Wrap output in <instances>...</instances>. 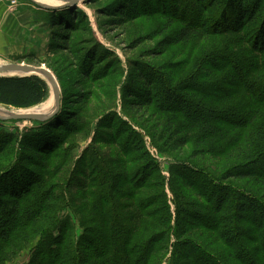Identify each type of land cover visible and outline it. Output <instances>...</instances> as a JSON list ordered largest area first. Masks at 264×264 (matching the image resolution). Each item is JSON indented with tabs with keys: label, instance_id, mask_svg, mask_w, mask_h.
I'll list each match as a JSON object with an SVG mask.
<instances>
[{
	"label": "rangeland",
	"instance_id": "rangeland-1",
	"mask_svg": "<svg viewBox=\"0 0 264 264\" xmlns=\"http://www.w3.org/2000/svg\"><path fill=\"white\" fill-rule=\"evenodd\" d=\"M12 1L14 0H0V67L10 63H25L45 67L52 71L60 86L61 108L57 114L63 109L62 115L53 124V128L56 123L67 122L69 124L61 129L62 132L59 135L58 133L53 134L57 136L58 142L45 154L42 152L43 148L37 149V146H32L34 148L30 149L28 147L29 144H37L33 141L37 139L28 138V136L31 134V129L42 127L44 124L40 123L48 122L53 117L44 121L0 120V131L7 134L4 140H0V183L6 176L14 179V174L21 171L19 169H22L23 163L26 166L27 178H31L25 192H28L27 190L33 192L37 188L36 194L43 193L41 197L45 201L44 213L14 235L5 254L6 264L36 263L37 254L35 252L39 250L40 242L47 239L48 232L45 231L56 223L57 213L64 205L67 208L61 212L60 221L69 223L72 229L69 230L66 241L59 245L56 244L54 249H59L58 246H60L66 256L68 251H73L77 247L79 249L86 242L88 231L98 224L92 220L93 203L86 195L87 185L93 179L89 171L95 170L91 164L79 163L90 147L99 150L108 162L105 164L115 176L113 178L116 179L115 183L117 181L114 187L123 188L126 197L120 198V201L125 213L137 212L139 205L144 206L143 225L137 228L139 229L137 237L146 239L152 234L155 237L168 233L171 225L167 223L170 219L168 210L170 206L173 221L169 233L175 230L176 242L175 238L172 242L164 239L156 250L149 251L148 257H150L147 264H174L172 261V256H175L172 255L174 245L177 254H180V251H186L183 250L185 249L183 245L188 243V240L196 243L200 251L218 259L220 264H264V231L262 238L257 237V242L252 241L255 237L253 233L255 226L253 227L254 224L252 225L250 220H246L244 213L240 215L239 207L235 214L237 220L232 222L231 226L241 228L237 232L238 246L241 248L225 242L224 236L221 235L223 231L226 233V227H228L225 221L221 222L220 229L213 227L214 215L217 217L223 215V213H213L214 208L219 206L218 200L223 198L220 196L222 190L234 189L235 196L231 201H236L239 196H250L254 198V202L264 204V159L259 157L260 160L257 157L259 150L255 152L256 148L252 143L247 146L249 132L256 129V126H258L257 129H261V138L264 137V112L254 119V122L247 128L246 138H242L238 143H233V140L240 130L232 132L229 123L221 120L218 121V125L223 126L228 132L223 134L226 137L214 140L216 142L214 148L210 143L207 144L208 142H205L204 146L200 144V140L197 139L200 130L193 128L185 146L175 152L172 151L173 146H171L174 144L171 140L173 133L168 132L166 120L170 114L163 116L159 114V109L154 103L144 106L139 113L134 111L136 115L128 112V94L140 93L138 90L140 88H137L140 84L135 82L139 70L147 71L152 80L154 76L149 73L151 69L153 74L155 73V85H159V80L162 78L169 83V86L176 88L188 79L191 80L198 76L205 70L206 65L210 68L206 70H210L211 74L210 77L203 78L202 82L230 90L232 85L230 86L229 79L236 80V78L232 75L234 68L228 63L235 61V65L241 70L247 64L245 59L257 60L260 56V52H256L253 40L260 36L261 32L258 27L261 28L264 25V2L260 9L254 12L251 19L248 15L242 16L244 27L249 24L248 41L247 43L242 41L240 44L238 40L242 35L231 32L229 34L232 36L222 35L224 33L221 32L224 31L216 30L220 25L217 18L219 11L225 7L227 0H203L202 7L197 4L200 11L205 10V15L197 13L199 20L195 19L193 23L202 27L198 33L203 35H198V37L192 35L189 40L180 43L176 41V37L186 23L179 21L180 19L158 0L155 2L151 0L146 8L140 4L143 0H136L138 7L130 12H127L130 10L128 9L129 0H84L79 5L71 7L75 9L72 13L76 9L79 10L77 13L80 19L68 24L65 37L69 38L68 45L50 51V33L54 27L51 28L49 23L48 10L31 0H16L15 6L12 5ZM175 2L177 0L174 4ZM245 2L248 1L245 0ZM119 6L123 8L121 13ZM81 12L85 14L84 17L81 16ZM237 17L238 15L234 17L232 14L231 20L227 18V23L241 22ZM234 42L237 46L240 45V53L231 50ZM99 50L100 53L97 52ZM90 60H92L91 63ZM210 60L217 62L213 68ZM86 66H88L85 71L87 74H83ZM2 76L14 77L7 73H1L0 77ZM254 76L258 79L264 78V68L255 71ZM131 81L138 86H133ZM49 88L50 95L44 102L51 97L52 89ZM120 88H122L123 96ZM241 93L242 90L238 91V98ZM187 94L191 95L185 92V95ZM215 95L207 97V102L212 103L216 100L218 95ZM196 98L199 101L206 100L200 93H197ZM237 99H230L224 101L223 105H219L223 106L222 109H228L229 105L239 103ZM250 100L251 97L248 96L243 98V101ZM0 109L4 111L26 110L3 104H0ZM122 109L126 110L127 115ZM242 109L244 112L248 111L246 107ZM114 110L126 120L131 117L136 124L147 129L155 139L156 146L152 142V137L141 130L144 134L145 149L156 161V163H147L150 168L149 173L146 174L144 170L145 163L139 152L130 154L124 163L119 161L122 160L121 151L127 139L119 140L120 147L116 142L109 144L99 142L104 139L101 138L100 133L93 140L98 127L105 125L107 118L105 116ZM67 115L68 118L64 119ZM74 115L78 117L75 119ZM77 120L87 121V123L82 128ZM135 128L139 129L136 126ZM47 129L48 126L45 127V130ZM253 134L257 135V131L253 130ZM25 136L26 141L23 139ZM256 138L254 137L255 142ZM254 139L250 140L254 142ZM104 140L112 141L111 137ZM66 148H69V151L66 150L67 153H63ZM252 150L254 151L251 153ZM254 161L260 162L258 165L262 170L258 173L253 171L251 176L246 178L240 177L247 167L256 165ZM8 163L11 166L6 165ZM181 173L187 175L188 182L179 179ZM229 176L232 177L229 178ZM11 178L5 182H10ZM38 182L39 186L36 187ZM194 186H198V189ZM89 191L92 192L94 189L90 188ZM214 191H216V196L210 203V197ZM4 192L7 190L0 189V197L5 198L7 193ZM32 197L31 195V198L22 203H28L33 200ZM5 201L13 203L15 200L13 201L7 195ZM177 208L179 212L176 216ZM185 211H189V214ZM253 212H248V218L251 216L252 220L255 217L252 215ZM199 214L206 216V220L202 217L194 220L193 215ZM175 217H179L177 222ZM194 222L200 224L194 226ZM147 226H149L148 229ZM58 231L59 229L51 232L58 237ZM137 237L135 240H138ZM154 237L152 236V239ZM78 239L80 243L77 244ZM42 251L44 252L43 249ZM180 258L181 256H177L175 261L191 264ZM255 258L258 261H255ZM61 259L64 261L60 260L59 264H67L65 257L61 256ZM93 261L95 258L91 259V262Z\"/></svg>",
	"mask_w": 264,
	"mask_h": 264
},
{
	"label": "trees",
	"instance_id": "trees-1",
	"mask_svg": "<svg viewBox=\"0 0 264 264\" xmlns=\"http://www.w3.org/2000/svg\"><path fill=\"white\" fill-rule=\"evenodd\" d=\"M153 1L155 2V0H152V2ZM158 1H160L168 10H170L173 15H176V17L180 19L179 21H182L183 24L186 23L183 29L178 32V35L176 37L177 42L180 43L182 41L189 40L192 35H195L194 37L203 35L202 33H198L202 29V27L200 28L199 24L196 25V23H193V21L199 20L197 13L202 16L205 15V10L199 7L201 9L200 11L198 9V6H196L198 4L202 7V4H204L203 0H177L175 4V0ZM247 1L248 2H245V0L225 1V7H223L219 11L217 17L220 25L217 26L216 30L219 32L224 31L221 32L224 33L222 35L232 36L231 34H229V32L236 35H242L238 40L240 44L242 41H245L246 43L248 41L247 34L249 24L247 27H244L242 16L244 17L245 15H248L251 19L254 15V12L256 10L258 11L264 2V0ZM128 2H130V6L128 8L130 10L127 12H130L131 10H134L138 7V3L136 2V0H129ZM149 2H151V0H143L142 2H140V4L142 5V7L146 8L150 5ZM119 7V12H123V8L121 6ZM46 10H48V12L50 13L49 23L51 25V28L54 27L50 33L51 36L49 50L54 51L55 49L58 50V47H66L69 41V38H65L67 32L66 29L68 27V24H72L74 21L80 19L77 13V11L79 10L76 9L74 13H72V11H74L75 9L73 10V8L71 7H69L68 9ZM232 14L234 17L235 15H238L237 19L239 18L241 22L232 24L227 23V18L229 17L231 20ZM81 16L84 17L85 14L81 12ZM214 20H216V18ZM255 28H253V30ZM259 28L260 27H258V30L259 32H261L260 36L256 37L255 40H253L255 42L254 46L256 48V52H260V56H258V59H245L247 64H245L244 68H242L241 70L235 65V61L228 63L231 67L234 68L232 75L233 78H236V80H232V78L229 79L230 86L232 85V87H230V90H228L227 88L225 89L222 87H216L213 84H206L202 82L203 78H208L211 74L209 72L210 70H206V68H209L206 67V65L204 67L205 70L203 72H200L198 76L191 80L188 79L176 88L169 86V83L162 78H160L159 80V85H155V73L153 74V71L151 69L149 73L154 76L152 80H150L147 71L139 70L137 71L139 72L138 77L135 78V82H139L140 84L139 87H137L138 85L136 83H133L132 81L131 84L133 86H136L137 88H140L138 89L140 90V93L128 94V112L132 114H134V111L136 113H139L141 112L142 108H144V106H149L154 103L159 109V114H161L162 116L164 114H170L169 117H166V120L168 132L173 133L171 140L172 144H174L171 146H173L172 151L174 152L180 150L183 146H185V142L189 140L190 132L193 128H199L200 130L197 137V139L200 140V144L203 145L205 144V142H208L207 144L210 143L212 148H214V146L216 145V142L214 140L226 137L224 135L226 134V132H228L225 131V128L223 126L218 125V121L221 120L229 123L232 132L234 130H240L238 131L236 136H234L233 143L240 142L242 138H246V134L248 133L247 128H249L252 122H254V119H256L257 116L261 115L264 112V97L260 96H264V78L259 77L260 79H258L254 76L255 71L264 68V25L260 29ZM239 46L240 45L237 46L236 42H234L231 45V50L233 52L240 53L239 51H241V49H239ZM97 52L100 53V50ZM210 54L213 55V53ZM216 56L218 57V55ZM91 61L92 60H90V63ZM211 62L213 63V68V66L216 65L217 62L215 60H210V63ZM87 68L88 66L83 69V74H87L85 72ZM143 83L144 85H141ZM49 87L50 86L46 79L40 75L37 76L30 74L21 77L2 76L0 77V104L20 109H28L41 105L44 101L47 100L50 95ZM121 89L122 88H120V93L123 96V91ZM240 90H242V93L238 98L237 95L238 91ZM185 92H189L191 95H185ZM197 93L202 94L204 98H206V100L204 99L199 101L198 98H196ZM210 94H212V96H216L215 94L218 95L216 97V100H214L212 103L210 102L211 104L207 102V97H210ZM245 96L251 97V100L243 101V98ZM155 97H158V99H155L156 101L154 100ZM230 99H237L239 103L229 105L228 109H222L223 106H220L219 104L223 105L224 101H229ZM242 107H246L248 111L244 112ZM122 110L125 113L126 110ZM62 111L63 109L59 114L54 116L48 122L46 121L45 123H40L44 124L42 127L39 128L38 126L31 129L32 131L30 132L31 134L28 133V138L37 139L33 140L36 141L37 144H29L28 147L30 149L34 148L32 146H37V149L43 148L44 151L42 152H45V154H47L48 151L56 146L58 142L56 138L57 136H54L53 134L58 133L59 135L60 132H62L61 129H64V126H66V124H69L67 122L59 124L56 123L55 127L53 128V124H55L57 119L62 115ZM125 115L127 114L125 113ZM77 117L78 115L73 116V118L75 119ZM105 117H107L105 125L102 127L100 125V127H98L97 133L94 136L93 140L97 138V134L100 133V135L102 136L101 138L105 139L107 137H111L112 141L108 142L107 140L101 139V141L99 142L108 144L116 142L120 147L119 140L122 138L127 139L126 144L121 151L123 161H119L121 163H124L128 160L130 154L139 152L143 156V163H145L144 170H146V174L149 173L150 168L148 167L147 163H156V161L145 149L146 145L144 134L141 130H143L148 136H151L150 132L147 129H144L140 125L136 124L135 121L129 116L128 120L124 119V117H122L116 110L112 111ZM67 118L68 115L66 116V118L64 117V119ZM77 121L80 122L79 124L82 128L84 124L86 125L87 123V121ZM62 122L64 121L62 120ZM47 126L48 129L45 130V127ZM135 126L140 130L135 128ZM257 127L258 126H256V129H253L254 131H257V135L255 136L253 134V130H250L249 134L251 136H248L247 146L252 143L256 148L255 152L259 150V152L257 153V157H261L262 159H264V137L261 138V129H257ZM6 136V132L0 131V140H4ZM26 136L23 138L25 139V141L27 140ZM114 137H116L115 140ZM254 137H258V139L256 138V142ZM251 138L254 139V142L250 140ZM151 139H153L152 142L156 146L155 139L153 137ZM210 145H208V147ZM66 150L69 151V148L64 149L63 153H65ZM253 151L254 150L250 152L252 153ZM252 157L254 159V155ZM261 158L259 159L261 160ZM120 162L117 161V163ZM254 162L256 163V165H250L249 167H247L245 173L240 177L246 178L251 176L253 171H256L258 173V171L262 170L258 165L260 162ZM79 163L91 164L92 168L95 170L89 171L91 174L90 177H92L93 179L89 181L87 185L86 195L89 196L88 198H90L93 203L92 220L94 222H97L98 224L92 227L91 231H88V234L86 235V242L81 245V248L77 249V247L73 251L70 250L65 256L60 246H58L59 249H54V246H56V244L59 245V243L66 241L68 232L70 229H72V226L69 223L60 221L62 214L61 212L63 210L65 211L67 208L66 205L62 206L57 213V218L55 219L56 223L49 230L45 231L46 233L48 232V235L46 237L47 239L44 242H40L39 250L35 252L37 254L35 264H59L60 260L64 261V259H61V256L65 257L67 264H147L150 257H148V253L151 249L156 250V247H158V245L162 243L164 239L172 242V239L176 237V234L175 230L171 232V234L169 233L171 231V225L173 221V214L171 212L170 206H168L170 219L167 223L171 225L170 231L168 233H165L163 235L160 234L159 236L155 237L154 234H152L146 239L137 237V231L139 230L137 228L143 225L142 216L144 215V206L139 205V210L137 212L135 211L134 213H125V211L123 210L124 206L120 201V198L126 197L124 195V190L120 186H117L116 188L114 187L116 186L115 184H117V181L115 183L116 179H113L115 176H113L112 171H110L107 164H105L108 162L104 159L103 154L99 150L95 149L94 147H90L88 150H86L85 156L80 159ZM6 165L11 166L10 163ZM25 168L26 166L22 163V169H19L21 171H18V173H16L17 175L14 174V179L10 176H6L2 183H0V189L7 190V192H4L7 193L6 196L8 195V197L12 198L13 201L15 200L13 203H8L7 201H5L6 196L5 198L0 197V264L7 263L5 255L7 247L11 244V240L14 238V235L17 233V231L28 226L32 221H34L37 217L41 216L44 213L43 204L45 201L44 198L41 197L43 193L36 194L37 188L34 189L33 192L31 190H27L28 192H25L27 186L30 184L31 179L27 178ZM203 174L205 175V172H203ZM231 177L232 176H229V178ZM10 178L11 181L6 183L5 180ZM187 178V175L181 173L179 179L188 182ZM38 186L39 182L36 187ZM171 186L173 187L172 182ZM194 187L195 189H198V186ZM90 188H93L94 191L90 192ZM226 190L220 191V196H222L223 198L218 200L219 206L216 209L214 208L213 212H218V214L223 213V215L221 217H217L216 215H214L215 217L213 227L220 229L221 222L225 221L228 227H226V233L225 231H223L221 235L224 236V240L226 243L230 245L232 244V246L234 247H239V235L237 232L238 230H241V228L239 226H231L232 222H236L237 220L235 214L238 210L237 207H239L240 215L241 213H244L246 220L248 219L251 221L250 223H252V225L254 224L253 227H255L252 228L254 229L253 233L255 234V237L252 238V241L257 242V237L259 239L262 238V234L264 231V204L262 202H254V198L250 196H239L237 197L236 201H231L232 197L235 196V191L234 189L229 191ZM30 192H32V194H29ZM31 195L33 196V200L28 201V203L26 204L22 203L26 199L31 198ZM49 196L52 195L49 194ZM215 196L216 191H214V194L211 195L210 203L213 201V199H215ZM237 201H239L238 204ZM249 211H254L252 214L255 215L253 220L250 218L251 216H249L248 218ZM177 212H179L178 208L176 209V216ZM185 213L189 214V211H185ZM199 217H202L206 220V216H203L202 214L193 215L194 220ZM178 220L179 217L175 219L176 222ZM128 223H130V225H128ZM194 223V226L200 224L198 222ZM152 224H154V222H152ZM149 226H147V229L149 228ZM57 229H59V235L58 237H55L51 231L56 232ZM152 236L154 237V239H152ZM135 237H137L138 240H135ZM79 241L80 239L77 240V244L80 243ZM187 242L188 243L184 242L185 244L183 243V246L185 247V249L183 250L186 251H180V254H177L175 245L174 248L172 247V255L175 256H172L171 254L170 255L172 256V261L174 262V264H183L175 261V259L177 260V256H181V260H183L184 262L187 261V263L190 262L191 264H203V262L204 264H220V261L218 259H215L208 253H204V251H200V248L196 243L191 240H188ZM42 249L44 250V252L42 251ZM94 258L95 261L91 262V259ZM256 260L257 259L255 258V261Z\"/></svg>",
	"mask_w": 264,
	"mask_h": 264
},
{
	"label": "water",
	"instance_id": "water-1",
	"mask_svg": "<svg viewBox=\"0 0 264 264\" xmlns=\"http://www.w3.org/2000/svg\"><path fill=\"white\" fill-rule=\"evenodd\" d=\"M34 3H36L38 6L45 8V9H61V8H68L79 5L80 2H83L84 0H61V1H67L64 5L60 6H47L43 5L39 2H36L35 0H31ZM0 71H25L27 73H32V75H44L48 79V81L51 83V89L54 91V98H55V108L48 114H37V113H26L23 115H10L7 117H0V120H7V119H30V120H48L52 117H54L61 108V95H60V86L58 84V81L56 79V76L50 71L49 69L41 66H34L31 64H25V63H10L0 68Z\"/></svg>",
	"mask_w": 264,
	"mask_h": 264
},
{
	"label": "bare ground",
	"instance_id": "bare-ground-1",
	"mask_svg": "<svg viewBox=\"0 0 264 264\" xmlns=\"http://www.w3.org/2000/svg\"><path fill=\"white\" fill-rule=\"evenodd\" d=\"M35 1L39 2V3L43 4V5H47V6H52L53 7V6L64 5L68 0L67 1H61V0H35ZM0 72L1 73H7V74H9L11 76H14V77H21V76L25 75V73H27L25 71H0ZM30 74H32V73L31 72L27 73V75H30ZM38 75H40V74H38ZM40 76H43L46 79V81L48 82L50 87L52 86L51 83L46 78V76H44V75H40ZM55 105H56V102H55V98H54V91L52 90L51 97L48 99L47 102H44V103H42L41 105H39L37 107L35 106L33 108L26 109V110H20V111H15V110L14 111H4V110L0 109V117H7V116H10V115H23V114H26V113H29V114L30 113L48 114L55 108Z\"/></svg>",
	"mask_w": 264,
	"mask_h": 264
},
{
	"label": "built area",
	"instance_id": "built-area-1",
	"mask_svg": "<svg viewBox=\"0 0 264 264\" xmlns=\"http://www.w3.org/2000/svg\"><path fill=\"white\" fill-rule=\"evenodd\" d=\"M16 4H17V1L16 0L12 1V5L13 6H15Z\"/></svg>",
	"mask_w": 264,
	"mask_h": 264
}]
</instances>
